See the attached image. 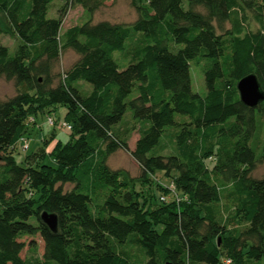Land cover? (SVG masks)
<instances>
[{
	"label": "trees",
	"instance_id": "trees-1",
	"mask_svg": "<svg viewBox=\"0 0 264 264\" xmlns=\"http://www.w3.org/2000/svg\"><path fill=\"white\" fill-rule=\"evenodd\" d=\"M53 1L0 0V33L18 44L12 55L0 43V78L19 89L0 100V264H264V176H253L264 137L251 144L264 99L248 107L237 90L253 74L264 94V0H133L130 23L95 21L107 0H63L49 17ZM76 7L82 18L64 29ZM67 50L77 58L55 84ZM199 65L204 95L192 85ZM57 106L69 139L52 131L18 162L20 140ZM118 150L138 177L109 167ZM36 235L42 256L23 258Z\"/></svg>",
	"mask_w": 264,
	"mask_h": 264
},
{
	"label": "rangeland",
	"instance_id": "rangeland-1",
	"mask_svg": "<svg viewBox=\"0 0 264 264\" xmlns=\"http://www.w3.org/2000/svg\"><path fill=\"white\" fill-rule=\"evenodd\" d=\"M133 0H107L105 5L96 12L94 16L95 21H102V20H109L111 22H122V23H130L133 22L137 16L136 10L133 7ZM63 0H54L53 3L50 6L49 10V17L57 16L59 9L63 5ZM83 10L81 7H76L74 9H71L67 16L65 17L63 28H67L70 25H74L82 18ZM0 43L6 47L9 48V51L12 55L15 54L16 47H17V40L15 36L12 35H6L0 33ZM128 43L129 40L126 42V48L123 52H116V56H118L121 53H126L128 51ZM132 55H129V60L131 59ZM77 55L72 50H67L62 53V55L59 58V61L56 63V66L54 68V75H56V82H58V75L62 71H66L71 67V65L76 60ZM203 67L201 65L199 66H193L191 68V75H192V85L194 91L198 92L199 94L204 95L206 92L205 85H204V76H203ZM87 86L91 89V86L87 84ZM18 88L16 87L14 81H9L5 79L4 77L0 78V100H5L13 97L17 92ZM66 108L62 106H57L56 109H53L52 112H50L51 116L55 119H59V121H66ZM47 114V113H45ZM126 116H130V113L128 112ZM129 119V117H128ZM37 122L39 124V127L36 129L32 126L30 127L28 133L25 135L26 138H28V142L30 145V150L26 154H32L36 151L37 147H40L42 143V139L47 137L52 131L55 132V139H61L63 142H66L69 139V134L65 129L60 128L57 126L56 128L45 126L42 128V126L46 123V117L39 115L37 117ZM131 125H123L121 126V129L124 128V131H127V129H130ZM39 130V131H38ZM174 129L168 128L166 133L168 131H172ZM165 133V134H166ZM170 136V133H168V137ZM138 137L137 131H134L132 135L129 137L128 145L131 150L135 147V141ZM264 137V129H258L255 137L253 139V142L251 143L252 146H254V143L256 140L261 141ZM164 138V137H163ZM166 139V137L164 138ZM56 140L53 142V144L56 142ZM53 144L48 146L46 149L49 151ZM259 153V150L256 152V154ZM165 154H170V150H166ZM25 157V154L23 153H15V158L18 162H21ZM49 161V157L46 159ZM214 162L213 160H210L209 163ZM108 164L111 169H122L129 172V174L132 177H138L140 175V167L138 164L133 160L132 156L124 151V150H118L114 154L110 156L108 159ZM254 177H263L264 176V163H261L257 166L256 170L253 173ZM159 183H162V185H169L168 180L164 179L162 177L161 173H158V176L156 178ZM155 179V180H156ZM73 188L72 184H66L64 185V190H70ZM139 189L143 190L144 192L148 191L149 186H138ZM151 191L156 192L158 200H161V196H164L160 191L155 189V186L151 187ZM148 194V192L146 193ZM167 199L169 195H166ZM26 241V243H29L31 241L35 242V247L33 249H29L26 247L24 251L21 253V256L23 258H38L41 257L44 250V243L39 235H36L34 237H27L23 239ZM130 252L132 256H135L138 259H141V253L138 248L132 247L126 249Z\"/></svg>",
	"mask_w": 264,
	"mask_h": 264
},
{
	"label": "water",
	"instance_id": "water-1",
	"mask_svg": "<svg viewBox=\"0 0 264 264\" xmlns=\"http://www.w3.org/2000/svg\"><path fill=\"white\" fill-rule=\"evenodd\" d=\"M237 90L240 94L241 101L248 107H256L258 103L264 99L259 81L253 74L241 79L237 84ZM42 220L50 230H57L58 222L56 215L43 213Z\"/></svg>",
	"mask_w": 264,
	"mask_h": 264
},
{
	"label": "built area",
	"instance_id": "built-area-1",
	"mask_svg": "<svg viewBox=\"0 0 264 264\" xmlns=\"http://www.w3.org/2000/svg\"><path fill=\"white\" fill-rule=\"evenodd\" d=\"M30 124L29 125H33L36 123V119L35 118H30L29 119ZM46 124L49 125L50 127H57L59 126L62 129H66L68 131L72 130L71 125L68 122L65 121H58L57 119L53 118L52 116H46ZM43 140V139H42ZM29 142L27 138H22L20 140V145H19V150L22 153H26L29 150ZM170 190L172 193H175V187L173 185L170 186ZM162 201H166V197H162L161 198ZM225 264H232L231 260H227L225 262Z\"/></svg>",
	"mask_w": 264,
	"mask_h": 264
},
{
	"label": "crops",
	"instance_id": "crops-1",
	"mask_svg": "<svg viewBox=\"0 0 264 264\" xmlns=\"http://www.w3.org/2000/svg\"><path fill=\"white\" fill-rule=\"evenodd\" d=\"M42 116H44V117H46L47 116V114H45V115H42ZM45 126H48L46 123L42 126V128H44ZM33 127L34 128H38L39 127V124H38V122H37V125L36 126H32V129H33ZM30 129V128H29ZM39 131V130H38Z\"/></svg>",
	"mask_w": 264,
	"mask_h": 264
}]
</instances>
